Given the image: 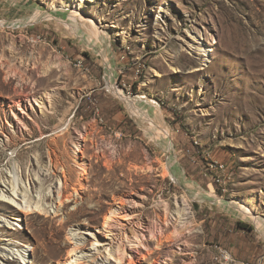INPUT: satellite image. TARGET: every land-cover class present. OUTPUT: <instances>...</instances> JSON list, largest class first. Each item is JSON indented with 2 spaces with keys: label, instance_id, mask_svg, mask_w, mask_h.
<instances>
[{
  "label": "rangeland",
  "instance_id": "374dc122",
  "mask_svg": "<svg viewBox=\"0 0 264 264\" xmlns=\"http://www.w3.org/2000/svg\"><path fill=\"white\" fill-rule=\"evenodd\" d=\"M0 65V264H264V0H0Z\"/></svg>",
  "mask_w": 264,
  "mask_h": 264
},
{
  "label": "bare ground",
  "instance_id": "6f19581e",
  "mask_svg": "<svg viewBox=\"0 0 264 264\" xmlns=\"http://www.w3.org/2000/svg\"><path fill=\"white\" fill-rule=\"evenodd\" d=\"M79 3H81V2L79 1ZM190 46H191V48L196 49L202 56H207L208 55V52L210 51V49L207 48V46L203 42L197 41V42H194V43L190 44ZM21 69L22 68H17V67H13V66L11 67L10 66V68H9V70L7 72V75L10 74V76H13V77L21 76L23 78V80H24V76L26 77V75H25L26 73H25V70L23 72V70H21ZM2 71H3V66L0 65V73ZM176 72H179V69L178 68L176 69ZM39 83L42 84V85H49L50 84V82H48V79L47 78L46 79L45 78L44 79H41L39 81ZM16 95H19V93L16 94ZM18 103L20 104L21 102H18ZM82 165L86 166V162H83ZM65 174H66V172H65ZM35 176H37L40 180H44V178H46L45 173L41 172V169L39 171H36ZM65 176L67 177V174ZM67 179H66V181H67ZM64 186H67V185H64ZM67 187H64V190L63 191L58 190V188H57V192L59 194V205H57V207L55 208V211H56L57 214L62 211V208L61 207H66L67 206V201L72 198V197H70V196H72L71 194L68 197H66L65 194H64L65 190H67ZM5 188L6 187L3 184H0V194H1V197H2L1 200L3 202H10L11 201V202L16 203L17 205L20 206V208H22V209H24V210L27 211V212H25L26 214H30V211L34 210V207L33 206H35V209L38 210L37 212H39L41 214L42 213H48L47 212L48 210H46V207H44V202H43V201H45L46 198H44V200L41 199L43 201H41V200L38 201V200H35L34 199V200H31L28 203L24 204L25 202L24 203L22 202L24 200H22L21 202H18V201H16V199H15L14 196L12 197V194L11 195H10V193H9V195L6 194ZM51 189H53V192L56 193V190H55L56 187L53 186V187H51ZM82 189H86V185L80 184V190H82ZM80 190L78 188H76L75 189V194H79L80 193ZM13 191H15V187H13ZM15 193L17 195L19 192L16 190ZM8 198L10 200H7ZM184 202L187 205L186 201H184ZM52 207H55V205L53 204ZM246 207H247V210L251 211L252 213L254 212V208H253V206H252L251 203L246 202ZM122 209H123V204H121L120 206H115L114 205L111 208H109L107 210L106 214H105V217H104V225H108V227L111 226V223L120 215V212H121ZM186 209H188V208H186ZM179 213H181V212H179ZM181 215L182 216H185L182 213H181ZM22 219H24V218H22V216H19V220H22ZM5 225H6V223H5ZM9 225H13V224L9 223ZM107 232L110 233V235L112 234V230H110V229L107 230ZM79 236H80L79 233H72V238H70V239L77 241V242H75L76 245L74 246V249H80L81 252H83V255L80 256V257H78V256L77 257H73V256L72 257H69L68 260L66 261V263H64V264H99V262H100L99 261L100 256L101 257L104 256V257H102V259H103L102 264H137V263H140L141 262L140 259H138L137 256L135 255L134 249H131L130 247L124 248L125 246L123 244L122 245L124 247L116 248V246L113 245V240L106 241L107 242L106 243V247L103 249V251L100 248H98L96 252L93 251L95 249H90L89 250V252H90L89 254H91V255H88V253H84V250H86V248H87L86 243H83V241L80 240ZM100 242H101L100 238L97 237L95 239V242L93 243V246L94 247H97L98 246L97 244H100ZM104 251H108L109 253L107 252L108 254L107 255H104V253H105ZM3 252L6 253V254H9V255H14L16 253H19V255L22 258V260L25 261V263L22 262L21 264H26L27 263L26 257L29 256L28 249H23V252H21L20 250H18L16 248V246H14L13 244L10 243L5 248H3ZM141 263H143V262H141ZM100 264H101V262H100Z\"/></svg>",
  "mask_w": 264,
  "mask_h": 264
},
{
  "label": "trees",
  "instance_id": "16d2710c",
  "mask_svg": "<svg viewBox=\"0 0 264 264\" xmlns=\"http://www.w3.org/2000/svg\"><path fill=\"white\" fill-rule=\"evenodd\" d=\"M236 226L239 229H247V230H249L251 228V231H253V228L252 227H250L249 225L244 224L243 222H240V221L236 223Z\"/></svg>",
  "mask_w": 264,
  "mask_h": 264
},
{
  "label": "built area",
  "instance_id": "2783aa9c",
  "mask_svg": "<svg viewBox=\"0 0 264 264\" xmlns=\"http://www.w3.org/2000/svg\"><path fill=\"white\" fill-rule=\"evenodd\" d=\"M219 168H220L222 171H225V165L221 164V165H219Z\"/></svg>",
  "mask_w": 264,
  "mask_h": 264
}]
</instances>
